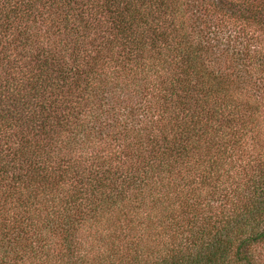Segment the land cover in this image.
I'll list each match as a JSON object with an SVG mask.
<instances>
[{"label": "trees", "instance_id": "1", "mask_svg": "<svg viewBox=\"0 0 264 264\" xmlns=\"http://www.w3.org/2000/svg\"><path fill=\"white\" fill-rule=\"evenodd\" d=\"M0 264H264V0H0Z\"/></svg>", "mask_w": 264, "mask_h": 264}]
</instances>
